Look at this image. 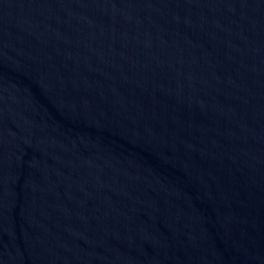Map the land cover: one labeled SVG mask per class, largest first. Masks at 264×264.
<instances>
[{
  "label": "water",
  "instance_id": "water-1",
  "mask_svg": "<svg viewBox=\"0 0 264 264\" xmlns=\"http://www.w3.org/2000/svg\"><path fill=\"white\" fill-rule=\"evenodd\" d=\"M0 264H264V0H0Z\"/></svg>",
  "mask_w": 264,
  "mask_h": 264
}]
</instances>
